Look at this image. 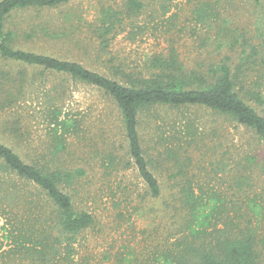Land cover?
I'll return each mask as SVG.
<instances>
[{"label":"rangeland","instance_id":"1","mask_svg":"<svg viewBox=\"0 0 264 264\" xmlns=\"http://www.w3.org/2000/svg\"><path fill=\"white\" fill-rule=\"evenodd\" d=\"M140 1L142 11L124 21L123 30L106 49L99 48V42L87 31L88 25L102 7L122 11L125 0H73L53 10L21 11L12 14L6 28L15 34V48L74 60L89 70L118 79L116 68L147 75L150 58L156 54L174 53L187 69L203 68L219 59L211 44L220 30L247 33L248 37L252 34L256 14L252 1ZM260 1L264 9V0ZM201 3L211 4L214 9L207 24L198 23L193 14ZM66 14L71 17L65 21ZM47 25L50 31L64 28L69 37L46 36L42 28ZM20 69L0 64L3 72ZM42 83L29 89L17 107L0 109V127L4 116L8 117L7 126L18 124L25 140L14 148L36 155L53 151L48 141L52 125L45 119L48 101L61 107L62 116L78 128L75 134L66 136L65 150L58 154L59 163L69 170H83V175L66 190L75 208L90 213L94 223L78 235L73 254L53 264H149L153 247L165 243L173 225L167 203L172 200L171 185L175 182L167 171V150L178 151L185 175L208 192L225 196L230 194L233 178L250 176V196L257 194V202L264 204V147L242 126L196 107L160 108L157 113L144 115L140 129L145 149L160 162L165 156L162 170L154 171L162 185V196L152 200L145 196L136 168L128 166L118 110L111 99L95 87L66 77L43 74ZM21 211L20 206L0 195V264H29L13 242L18 234L6 232L9 222L12 226L22 220ZM259 218L264 234V214Z\"/></svg>","mask_w":264,"mask_h":264},{"label":"trees","instance_id":"2","mask_svg":"<svg viewBox=\"0 0 264 264\" xmlns=\"http://www.w3.org/2000/svg\"><path fill=\"white\" fill-rule=\"evenodd\" d=\"M72 1L0 0V64L21 67L14 72L0 71V109L17 107L29 89L43 84V74L97 88L118 110L127 165L136 168L145 196L152 200L162 196V185L154 171L162 170L165 156L160 162L145 149L140 129L144 115L157 113L160 108H200L249 130L264 147V9L260 0H245L254 3L256 13L249 37L247 33L236 35L233 30L216 34L211 45L218 60L213 59L203 68L187 69L174 53L156 54L150 58L147 75L116 68L120 79L89 70L74 60L13 46L15 34L6 28L12 14L53 10ZM143 7L140 0H125L122 11L102 7L87 31L99 42V48L106 49L123 30L124 21L138 16ZM193 14L198 23L207 24L214 9L211 4L201 3ZM70 17L66 14L65 21ZM50 29L48 25L42 28L50 38L69 37L62 27ZM29 71L35 72L28 74ZM48 104L45 119L52 125L48 141L53 151L36 155L15 149L25 140V132L14 122L7 126V116L2 119L4 130L0 132V195L20 206L23 217L19 224L10 226L9 222L6 232L18 234L11 238L29 264L67 260L74 252L78 235L94 223L90 213L75 208L66 190L77 176L83 175V170H69L59 163L58 154L65 150L66 136L75 134L78 128L62 116L61 107ZM177 152L167 150V171L175 182L171 185L172 200L167 203L173 221L171 234H167L165 243L158 242L153 247L149 264H264V234L259 218L264 214V204L257 202V194L251 198L250 176L233 178L230 194L225 196L208 192L188 179Z\"/></svg>","mask_w":264,"mask_h":264}]
</instances>
